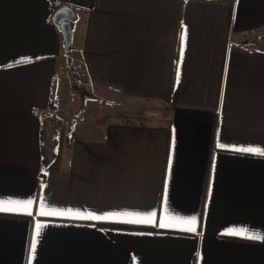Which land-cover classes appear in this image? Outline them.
<instances>
[{"label":"crops","instance_id":"0c3cea01","mask_svg":"<svg viewBox=\"0 0 264 264\" xmlns=\"http://www.w3.org/2000/svg\"><path fill=\"white\" fill-rule=\"evenodd\" d=\"M64 5L83 90L66 133ZM250 146L264 149V0H0V264H264V240L228 234L264 235Z\"/></svg>","mask_w":264,"mask_h":264},{"label":"trees","instance_id":"16d2710c","mask_svg":"<svg viewBox=\"0 0 264 264\" xmlns=\"http://www.w3.org/2000/svg\"><path fill=\"white\" fill-rule=\"evenodd\" d=\"M57 79L54 80V84ZM57 102L56 92L52 91L51 99H50V107L55 110V104ZM64 120L58 116L56 113L52 115H47L41 121V152H42V160L43 165H50L53 160L56 158L57 147L59 143L60 131L63 127ZM126 230H134V231H149L152 230L146 227L140 226H129L125 225L120 227Z\"/></svg>","mask_w":264,"mask_h":264},{"label":"snow or ice","instance_id":"6c2138e0","mask_svg":"<svg viewBox=\"0 0 264 264\" xmlns=\"http://www.w3.org/2000/svg\"><path fill=\"white\" fill-rule=\"evenodd\" d=\"M185 39H186V35H182L181 36L182 47L184 45ZM182 55H183V52H181V56ZM240 150L241 151H247V152H250V153L255 154V155L264 156V149L254 148V147L250 146L248 148H244V149H240ZM9 203H14V204H17L20 207L28 208L32 204V201H27V202H24L23 204H20V202H9ZM4 204H5V202L0 201V211L13 210V209L6 208L4 206ZM29 214H31V213H29ZM42 214L48 215V214H53V213H42ZM155 216H156L155 212L145 214V216L143 217V219L140 222L152 223L153 222V218ZM90 218L99 219L100 217L91 216ZM179 222L181 224L187 226V228H186L187 231H190V232H193V233L196 232V224H197L196 217H192L190 219H183V220H180ZM170 226H172V225H169V224H166V223H161L160 224V227H170ZM39 234H40V229H39V226H38L37 230H36V236L39 237ZM228 234L241 236V237L247 238V239L264 240V235H260L258 233H249V231L247 229H233V230H230ZM32 251L33 252L35 251V243L33 244Z\"/></svg>","mask_w":264,"mask_h":264},{"label":"rangeland","instance_id":"374dc122","mask_svg":"<svg viewBox=\"0 0 264 264\" xmlns=\"http://www.w3.org/2000/svg\"><path fill=\"white\" fill-rule=\"evenodd\" d=\"M73 73L76 74L75 72V66H71L70 65V61H69V57H68V62L65 63V65L63 66V68L60 69V71L58 72V77H60L61 81L63 82L62 86V90H61V96H62V104L63 106H67L66 109H67V113L65 114V117H66V120H69L70 118V105L72 104V100L71 99H76V97L79 95L82 94L83 90L82 88H77L76 85L78 84V81L77 80H74L76 79V76H73ZM80 90V91H79ZM77 92V93H76ZM73 93V97L75 96V98H71V94ZM86 94V93H84ZM76 102L79 103L78 100H76ZM70 120L67 121V125L66 127L63 129V133H66L67 131V128L70 127Z\"/></svg>","mask_w":264,"mask_h":264},{"label":"water","instance_id":"95a60500","mask_svg":"<svg viewBox=\"0 0 264 264\" xmlns=\"http://www.w3.org/2000/svg\"><path fill=\"white\" fill-rule=\"evenodd\" d=\"M77 18L76 12L69 5L60 7L54 14V21L56 24L61 26V29L65 36V50L68 57L71 56V45H72V22ZM70 65H72L70 63Z\"/></svg>","mask_w":264,"mask_h":264}]
</instances>
